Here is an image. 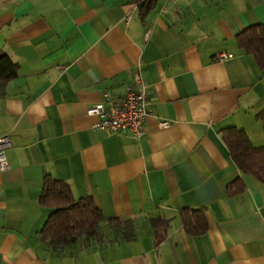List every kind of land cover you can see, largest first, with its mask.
Here are the masks:
<instances>
[{"label": "crops", "instance_id": "obj_1", "mask_svg": "<svg viewBox=\"0 0 264 264\" xmlns=\"http://www.w3.org/2000/svg\"><path fill=\"white\" fill-rule=\"evenodd\" d=\"M258 24L264 0H154L144 20L133 0H0V53L18 66L0 94L11 144L0 264H264V183L239 171L220 134L235 127L264 146V69L235 39ZM136 79L151 100L140 137L94 130L86 109L121 103ZM45 175L105 220L132 221L135 239L106 226L100 243L50 252L38 240ZM238 178L245 190L229 197ZM183 209L204 210L205 234L183 230ZM156 218L168 220L158 241Z\"/></svg>", "mask_w": 264, "mask_h": 264}, {"label": "trees", "instance_id": "obj_2", "mask_svg": "<svg viewBox=\"0 0 264 264\" xmlns=\"http://www.w3.org/2000/svg\"><path fill=\"white\" fill-rule=\"evenodd\" d=\"M138 5L139 16L144 20L152 9L154 0H133ZM238 49L251 56L260 69H264V26L253 25L236 35ZM18 66L5 54L0 53V94L6 83L17 76ZM264 130V109L256 116ZM221 139L227 146L230 157L239 171L264 183V146L255 148L245 131L230 127L220 131ZM245 187L241 179H236L226 187L229 197L240 195ZM38 204L49 210L47 219L38 233V240L50 252H61L82 239L100 243L102 230L108 226L124 242L135 239V225L120 218L105 220L90 197L75 199L69 185L61 180L45 175ZM183 230L192 236H200L208 229L203 209H183L179 212ZM151 228L157 241L165 233L168 220L152 219Z\"/></svg>", "mask_w": 264, "mask_h": 264}, {"label": "built area", "instance_id": "obj_3", "mask_svg": "<svg viewBox=\"0 0 264 264\" xmlns=\"http://www.w3.org/2000/svg\"><path fill=\"white\" fill-rule=\"evenodd\" d=\"M149 2L150 0H145ZM129 16L126 17V21ZM227 54L219 56L220 61L227 59ZM151 114V100L149 91L139 79H136L133 88L128 89L123 100L119 104L111 101H101L86 109V115L96 118L92 128L94 130L109 133L129 132L135 137H140L143 130V123L147 116ZM160 128L169 126L168 122H161ZM9 136L0 137V172L9 169V164L5 152L10 148Z\"/></svg>", "mask_w": 264, "mask_h": 264}]
</instances>
